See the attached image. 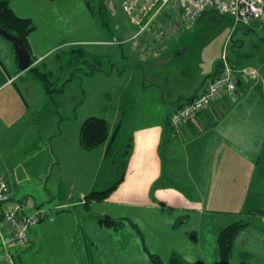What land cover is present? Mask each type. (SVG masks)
I'll return each instance as SVG.
<instances>
[{"label":"crops","instance_id":"0c3cea01","mask_svg":"<svg viewBox=\"0 0 264 264\" xmlns=\"http://www.w3.org/2000/svg\"><path fill=\"white\" fill-rule=\"evenodd\" d=\"M132 31L133 28L131 35L123 40L129 39ZM174 39L167 42L165 51L156 58L143 59L131 44L137 53L134 64L120 47L114 53L124 68L117 70L113 64L106 71L97 72L107 78L125 75L126 83L115 90L121 95L117 102L132 106L125 121L130 126V149L124 179L104 201L89 204L83 201L92 189L90 182L92 176L95 178V169L99 171L105 144L92 150L81 148L79 130L83 121H78L77 116L73 118L77 101L71 104L72 118H65L70 123L64 124L67 134L60 129L57 134L51 131L40 139L34 131L35 125L25 126L22 134L28 139L29 149H35L38 141L46 151L41 180H47L48 169L64 167L69 186L53 210L44 211L48 219L32 226L33 231L29 229L26 246L16 247L15 264H151L147 253L157 254L160 241L145 238L139 223L160 229L167 224L171 227V219L179 212H194L201 218L205 213H221L240 219L262 212L255 207L264 206V82L260 76L259 81L241 82L235 93L222 95L175 134L169 126L170 115L206 87L215 77L216 68L190 94L183 93V82L179 79L165 82L162 75H169L167 71L173 74L166 67L178 55L172 51ZM95 53L103 55L99 50ZM13 63L7 68L0 60V95L4 93L0 96V112L11 114L9 109L14 104L28 119L29 105L16 85L22 72L15 55ZM146 70L150 73L148 79L144 77ZM167 88L171 95L162 91ZM6 98L9 103L5 102ZM118 124L122 126L123 122ZM6 135H9L7 126L0 117V143L8 138ZM165 157H169V172L168 169L165 172ZM166 173L172 179L184 181L185 186L164 182ZM6 182L10 199L15 201L19 191ZM74 197L79 199L70 203ZM15 202L23 208L29 207L20 200ZM93 203L116 209L103 210L106 219H129L136 226L135 229L126 221L131 236H117L119 233L101 224L100 215L95 219L93 212L84 213L81 219L78 210H89ZM34 208L43 210L39 206ZM244 223L248 225L237 233L233 249L253 261L255 256L264 258V225ZM204 257L202 254L195 261L202 262ZM172 259L176 264H187L176 253Z\"/></svg>","mask_w":264,"mask_h":264},{"label":"rangeland","instance_id":"374dc122","mask_svg":"<svg viewBox=\"0 0 264 264\" xmlns=\"http://www.w3.org/2000/svg\"><path fill=\"white\" fill-rule=\"evenodd\" d=\"M9 3L16 15L30 19L34 26L33 31L27 36L32 59L30 68H38L41 72L50 71L52 75L49 82L55 90L70 79L64 86L63 94L53 93L52 97H48L44 94L41 84L31 76L29 68L22 72V78L16 82L29 105L28 119L25 118L24 111L14 104H10L11 114L5 115L0 112L9 134L6 135L8 138L0 143V176L19 191L14 196L15 201L20 200L27 204L29 207L23 209L24 213L29 215L38 212L35 206L43 209L40 211H52L60 202V197H65L69 181L64 167L48 169L47 184V180H41L42 170L46 167L44 166L46 156L43 154L46 151L43 144L41 148L38 141L35 149H29L26 145L28 139L24 137V133L22 134L25 126L29 125L32 128L35 125L34 131L36 129V136H41L40 139L47 137V133L51 131L57 134L60 129L67 134L64 124L70 123L65 122V118H72L71 104L77 101L73 118L77 116L78 121H84L89 116L102 118L106 120L110 133L120 121L123 122L119 144L120 150L124 151L130 139V126L125 121L132 111V106L122 101L118 103L117 99L121 95L115 90L124 86L126 77L123 75L118 78L113 75L107 78L97 71L93 75L88 72L92 67L99 65L105 70L113 64L117 70L123 69L122 61L115 57L114 53L120 50V47L133 64L137 61V53L131 45L134 41L128 40L125 45L114 43L126 39L132 30L122 11L121 0H16ZM229 19V16L225 15L219 20L216 19L217 21L205 18L202 22L181 25L172 43V51L178 55L166 67L173 74L167 71L166 74L169 75H162L163 80H166L165 82H169L168 79L171 82L181 80L183 93L190 94L207 74L213 72L223 55H226V59L237 68L246 66L257 68L258 76L264 82V15L249 25L236 27L232 26ZM77 48L92 55L99 50L103 55L100 61L86 59V63L68 67L70 51ZM14 55L12 44L0 35V60L5 67L14 64ZM157 75L158 78L161 77L159 73ZM149 76L150 73L146 70L144 77L148 79ZM168 88L162 91L171 95ZM7 101L6 98L5 102ZM164 168L165 172L167 169L169 172V157H165ZM104 169L102 168L96 184L98 191L106 188L109 183L110 178L103 172ZM97 171L95 169V178ZM95 178L92 176L91 186ZM163 181L177 186L186 184L177 178L172 179L170 173H166ZM77 199L79 198L74 197L70 203ZM263 207H255L256 210L262 211L258 212V216L253 213L252 216L241 219L229 218L221 213H205L204 218H201L194 212H179L171 219L173 223L171 227L167 224L155 229L140 223L139 226L143 229L145 238H156L157 243L160 241L157 254L165 264H176L172 259L175 253L178 257L186 259L187 264H221L217 250L219 229L238 221L243 223L251 221L263 226L264 210H261ZM105 209L107 212L116 210L101 203H93L89 210L80 208L79 217L82 219L84 213L93 212L95 219L100 215L99 219L105 220L106 215H102ZM47 219L46 216L42 221ZM124 226L122 230H116L119 233L117 236H131L129 225ZM84 227L89 233L88 228L85 225ZM33 228L31 227V231ZM109 230L112 232V229ZM194 230L196 235L193 233ZM89 236L92 237L91 234ZM202 254L205 255V260L195 261ZM250 260L247 256L240 255L237 249H233L229 264H264V258L261 256H255L254 261Z\"/></svg>","mask_w":264,"mask_h":264},{"label":"built area","instance_id":"2783aa9c","mask_svg":"<svg viewBox=\"0 0 264 264\" xmlns=\"http://www.w3.org/2000/svg\"><path fill=\"white\" fill-rule=\"evenodd\" d=\"M121 8L133 34L114 43L134 41L135 50L145 59L156 58L165 51L167 42L177 35L181 25L195 24L210 11L229 16L233 27L249 25L263 17L264 0H121ZM226 58L223 55L218 74L206 87L170 115L169 126L175 134L222 95L235 93L240 82L258 79L255 67L236 68ZM9 191L8 183L0 176V264L15 263L16 247L25 245L29 229L47 215L44 211L26 215L23 206L10 199Z\"/></svg>","mask_w":264,"mask_h":264},{"label":"trees","instance_id":"16d2710c","mask_svg":"<svg viewBox=\"0 0 264 264\" xmlns=\"http://www.w3.org/2000/svg\"><path fill=\"white\" fill-rule=\"evenodd\" d=\"M220 17H225L217 14L215 11H210L203 14L198 22H202L206 19L211 21H217ZM217 19V20H216ZM231 21V19H229ZM197 22V23H198ZM0 29L7 31L9 34L18 37L24 47L29 51L30 50L27 44V36L33 31L34 26L30 19L21 18L15 14V12L9 6V0H0ZM70 59H68V67H73L78 63H86V59H91L93 61H100L102 56L92 55L88 52H84L82 49H72ZM31 58V55H30ZM32 60V59H31ZM31 62V61H30ZM32 63V62H31ZM99 63V62H98ZM100 64V63H99ZM32 65V64H31ZM61 67V66H60ZM220 68V61L218 62L215 69V76L218 74ZM31 76L33 79L41 84L43 92L46 96L52 97L53 93H62L64 86L67 82L70 81L68 79L65 81L61 88L58 90L52 89L51 83L49 82V78L52 73L50 71L41 72L38 68H30L29 69ZM104 72L106 71L104 68H101L100 65L97 67H92L88 74H93L94 72ZM241 83V82H240ZM239 83V84H240ZM193 98V97H192ZM192 98L187 99L190 101ZM114 130V131H113ZM113 132L110 133L109 126L106 120L97 117H87L84 119L80 126L79 130V144L84 150H92L97 148L100 145L105 144V150L102 157L101 165L95 181L93 182L92 189L89 193L84 195L83 201L85 204H89L91 202H102L104 201L110 194L113 192L123 181L127 161L129 158V147L124 149V151L120 150V137L121 134V125L117 124L115 128H113ZM105 167V169H104ZM106 172L109 176V183L106 188L101 191L96 190V184L98 182L99 176L102 172ZM118 220V221H116ZM107 218L105 220H100L101 224L112 227L115 231L121 229L126 221L136 229V226L129 220L125 218L119 219ZM248 225L247 223H243L242 221L231 223L220 229L217 235V250L218 257L221 264H229L230 259L232 257L233 245L235 237L239 230ZM148 254V258L151 264H165L162 259L154 254ZM243 257L246 256L244 253H240ZM176 262V260H174ZM245 264V263H242Z\"/></svg>","mask_w":264,"mask_h":264},{"label":"water","instance_id":"95a60500","mask_svg":"<svg viewBox=\"0 0 264 264\" xmlns=\"http://www.w3.org/2000/svg\"><path fill=\"white\" fill-rule=\"evenodd\" d=\"M0 35L12 44L17 59L18 69L21 72L28 70L31 67V58L29 51L24 47L22 41L18 37L2 29H0Z\"/></svg>","mask_w":264,"mask_h":264}]
</instances>
